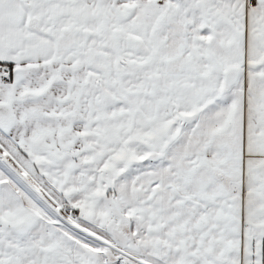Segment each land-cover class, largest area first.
Segmentation results:
<instances>
[{"label": "snow or ice", "instance_id": "snow-or-ice-1", "mask_svg": "<svg viewBox=\"0 0 264 264\" xmlns=\"http://www.w3.org/2000/svg\"><path fill=\"white\" fill-rule=\"evenodd\" d=\"M0 264H264V0H0Z\"/></svg>", "mask_w": 264, "mask_h": 264}]
</instances>
